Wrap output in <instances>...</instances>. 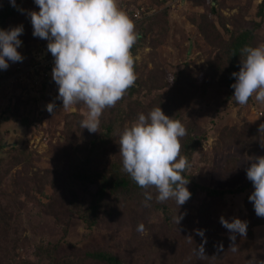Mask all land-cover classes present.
<instances>
[{"label":"rangeland","instance_id":"rangeland-1","mask_svg":"<svg viewBox=\"0 0 264 264\" xmlns=\"http://www.w3.org/2000/svg\"><path fill=\"white\" fill-rule=\"evenodd\" d=\"M5 1L8 0H0V7ZM263 2L118 0L119 7L138 28V31L135 28L139 34L136 52L132 55L140 86L130 98L124 95L122 103L103 111L99 131L95 133L81 128L88 111L86 105L80 103L65 109L62 100L57 99L55 81L35 89L20 80L17 74L20 62L9 61L6 70L0 69V261L10 257L41 260L40 245L66 238L81 250L104 248L123 255L130 251L136 264L165 261L173 264L175 258L167 259L166 247L173 238H191L190 232L197 230L198 221L202 223L204 238L213 234L219 241L229 239L230 233L222 226L221 216L230 221L236 217L247 221V236L237 234V240L250 238L264 244V224L252 226L246 206L247 197L254 190L246 177L253 152L246 147L255 143V154L264 155L258 140L264 104L253 96L247 105H239L229 96L230 89L211 77L215 68L221 69L225 63V46L230 34L257 26ZM33 10L38 11V6ZM20 24L24 32L18 51L28 66L34 48L43 39L33 36L28 15L7 23L4 29ZM257 32V45L264 44V21ZM185 66L190 76L188 88L182 93H168V88L161 87V79H171ZM50 102L55 103V112L47 111ZM159 106L173 119H176L174 114L180 117L177 120L185 125L187 135L181 144L185 139L198 142L191 153V167L185 174L191 198L180 208L174 200L164 202L174 228L165 227L157 232L163 214L152 204L156 200L154 189L147 190L153 197L147 206L145 191L138 188L116 205L109 202L91 228L78 215L69 216L60 206V200L51 206L37 198L36 192L41 189L52 193L54 198L60 197L67 178L83 162L85 166L100 169L112 161L122 162L120 133L140 113L147 114ZM107 124L113 126L111 132L105 128ZM223 131L227 136L224 139L220 137ZM233 135L238 141H234ZM94 140L98 145L89 155L87 147L91 148ZM20 150L27 152L28 159L16 163L14 158ZM195 184L245 189L227 193L205 209V192ZM74 186L86 200L90 198L89 189H95L93 185L85 189L79 184ZM178 214L183 216L179 224ZM140 223L145 226L143 233L137 231ZM164 240H169L166 245ZM131 241L136 246L132 247Z\"/></svg>","mask_w":264,"mask_h":264},{"label":"clouds","instance_id":"clouds-1","mask_svg":"<svg viewBox=\"0 0 264 264\" xmlns=\"http://www.w3.org/2000/svg\"><path fill=\"white\" fill-rule=\"evenodd\" d=\"M17 7L16 0H10ZM36 10H23L31 19L33 36L46 40L47 51L54 58L52 78L58 85L57 99L65 109L83 103L88 111L81 128L90 133L99 131L100 117L107 108L114 107L127 90L134 86L137 75L131 49L139 34L129 16L119 7L118 0H34ZM24 32L23 24L0 29V69L6 70L9 61L22 62L18 49ZM240 69L231 75L235 82L233 98L241 105L255 100L264 104V44L241 49ZM50 102L47 111L55 112ZM187 135L185 125L155 107L138 118L120 133L119 154L122 171L145 190V205L152 200L148 189H155L156 201L174 200L180 208L192 193L187 187L185 173L191 167L188 158L181 155V139ZM258 140L264 148V123L258 127ZM246 177L254 190L249 196L255 213L264 218V155L250 157ZM183 218L178 214V224ZM220 222L230 235L229 249L236 252V236H247L248 223L236 217L224 216ZM140 223L137 231L143 233ZM197 234L204 237V230ZM195 250L203 258L204 244ZM223 251V244L218 247Z\"/></svg>","mask_w":264,"mask_h":264},{"label":"trees","instance_id":"trees-1","mask_svg":"<svg viewBox=\"0 0 264 264\" xmlns=\"http://www.w3.org/2000/svg\"><path fill=\"white\" fill-rule=\"evenodd\" d=\"M161 1L164 3L169 0ZM16 5L17 7H13L10 0L3 2L0 7V29H4L7 23L15 22L19 20L20 17L22 18L23 15H27L26 11H21L20 9L33 10L37 6L34 0H16ZM259 13L261 19L257 23V26L252 29L248 28L242 30L237 34H230V39L225 46V63L221 69L215 68V71L211 74V77L215 78L217 82L230 89V97L233 96L234 93V89L231 85L235 82V78L232 77L231 74L233 72H238L240 69L241 49L245 46H257L259 41L257 28L264 21V4H260ZM135 28H137V26H135ZM135 52L136 44L131 49L132 54ZM26 61L20 63L25 65ZM185 68L186 66L174 73L171 79L163 77L160 81L162 82L161 87L168 88V93L173 94L185 91L190 82V76L187 74L188 69ZM1 78L2 72L0 70V79ZM138 82L140 81L136 79L134 86L127 90L125 94L126 97L130 98L138 91L140 86ZM120 103H122V101H119L117 104ZM173 116L176 117V119H180V117L175 114ZM105 128L108 132H111L113 126L107 124ZM220 137L223 139L226 138V132L223 131ZM232 138L234 141H238L236 135H233ZM195 141L196 140L191 143L185 139L182 142V153L190 162L191 153L198 144V142ZM96 144L98 145V141L94 140L91 148L87 147L89 155L94 153ZM246 148L250 152H253V157L259 156L258 153L255 154V143L254 146H247ZM20 151V153L15 155L14 159L16 163H21L23 160L28 159L27 152L23 150ZM75 184H79L83 189L93 185L95 189H89L90 198L86 200L87 197L80 196L78 190L74 186ZM195 187L201 188L205 192V209H208L213 200L220 199L227 193H238L245 189L243 187L211 188L202 185L199 186L198 184H195ZM195 187L192 188L193 192L196 189ZM135 188L145 191L140 188L127 173L122 171V162L112 161L109 166L102 169L99 167L90 168L89 166H85V162H83V165L67 178V182L64 184V189L60 197L54 198V195L52 193H46L45 189H41L40 192L37 191L36 193L38 195L37 198L41 199L43 203H48L47 205L52 206L56 203V200H60V206L64 208L69 216L78 215L86 223L87 227L91 228L97 223L99 212L104 209L109 202H111L112 205L118 204L123 199L130 197ZM250 194L246 200V206L249 212V223L252 226L264 224V218L258 217L255 213L253 203L249 200ZM152 204L163 214V221L156 227L157 232L160 233L165 227L169 229L170 227L174 228L167 204L159 203L156 200ZM206 213L207 212L204 214L207 215ZM197 225H199L197 230L190 232L191 238H180L179 236V238H173V240L169 242L166 247L167 259L175 258L173 264H264V244L255 242L250 238L236 239L235 243L238 250L233 252L229 249L231 244L230 239H226L224 242L219 241L213 234H211L209 238H206L207 242L204 244L206 255L201 258L195 251L200 244L204 243V237L197 234V231L201 230V221H198L196 226ZM181 229L183 230L182 226ZM168 241L169 240H164L163 245H166ZM217 241L219 243H217ZM221 243L223 244V251H218V247ZM76 245L77 244L68 242L66 238H61L53 244L39 246L38 250L41 260L15 259L10 257L4 261H0V264H136V259L130 251L123 255L116 254L104 248L81 250ZM131 246L134 247L136 245L131 241ZM73 253H75V255H73ZM161 264L172 263H167L165 261Z\"/></svg>","mask_w":264,"mask_h":264},{"label":"built area","instance_id":"built-area-1","mask_svg":"<svg viewBox=\"0 0 264 264\" xmlns=\"http://www.w3.org/2000/svg\"><path fill=\"white\" fill-rule=\"evenodd\" d=\"M47 41L38 42L33 50V58L28 66L19 63L17 66L18 75L21 81L38 89L43 87L46 82H54L52 78V69L54 67V58L47 51Z\"/></svg>","mask_w":264,"mask_h":264}]
</instances>
